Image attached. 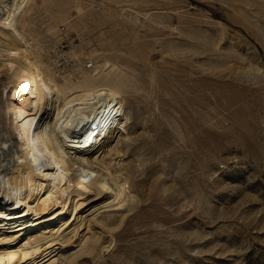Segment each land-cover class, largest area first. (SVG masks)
Segmentation results:
<instances>
[{
  "label": "rangeland",
  "instance_id": "1",
  "mask_svg": "<svg viewBox=\"0 0 264 264\" xmlns=\"http://www.w3.org/2000/svg\"><path fill=\"white\" fill-rule=\"evenodd\" d=\"M24 14L73 81L115 64L124 105L99 151L132 166L130 196L91 193L76 233L11 264H55L57 250L77 264H264V0H32ZM87 239L94 256L78 255Z\"/></svg>",
  "mask_w": 264,
  "mask_h": 264
},
{
  "label": "bare ground",
  "instance_id": "2",
  "mask_svg": "<svg viewBox=\"0 0 264 264\" xmlns=\"http://www.w3.org/2000/svg\"><path fill=\"white\" fill-rule=\"evenodd\" d=\"M31 1L0 0V262L4 264L20 258L16 253L24 249L45 243L44 249L76 233V224L85 221L81 209L91 193L114 184L117 198L129 194L126 184L132 166L115 168L99 151V142L110 146L124 105L114 83L115 64L107 59L101 65L97 62L73 81L44 62L41 52L51 39L30 26L29 16L22 25L19 20ZM26 27L33 29L34 42ZM68 210L71 223L64 215ZM51 216L62 222L55 229L46 223ZM68 223L74 227L70 234ZM36 235L40 240L30 243ZM22 238L28 240L16 246ZM90 239L78 255L96 252L97 238ZM61 254L57 250L55 264H77L74 257L66 262Z\"/></svg>",
  "mask_w": 264,
  "mask_h": 264
}]
</instances>
